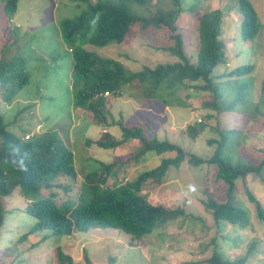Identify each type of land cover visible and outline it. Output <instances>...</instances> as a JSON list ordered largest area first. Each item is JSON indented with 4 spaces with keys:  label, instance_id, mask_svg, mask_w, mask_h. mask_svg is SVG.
Instances as JSON below:
<instances>
[{
    "label": "trees",
    "instance_id": "16d2710c",
    "mask_svg": "<svg viewBox=\"0 0 264 264\" xmlns=\"http://www.w3.org/2000/svg\"><path fill=\"white\" fill-rule=\"evenodd\" d=\"M0 1V17L10 20L15 13L17 0ZM77 1L84 4L85 8L74 18L59 22L60 36L71 57L70 78L74 80L68 87V95L75 108L90 114L92 124H101L103 129L116 125L121 134L120 139H115L104 131L95 141L85 140L84 146L93 144L98 148L113 150L128 140H134L137 146L132 148L131 156L124 161L125 166L114 172L111 186L105 185L108 179L106 169L113 168L114 163H110L102 173H86L82 184L85 192H79L78 202L69 207L64 203L57 204L50 191L53 187L62 190L66 186L59 182V176L75 177L73 155L64 146L63 139L51 130L36 136H28V133L16 135L11 128L13 120L22 110L15 112L10 123H3L0 119V199L5 198L13 189H18L24 197L22 211L31 218L26 235L49 230L51 235L69 237L75 230L86 232L89 228L115 229L128 236V246L140 244L147 235L149 237V234L157 232L177 217H188L182 206H178L175 211L155 206L141 194V187L145 183H164L169 172L173 170L177 173L181 164L204 171V177L212 169L214 180L222 182L225 195L223 202H216L210 196L200 199V204L210 215L217 232L227 227L237 228L236 225L248 224L246 211L234 199L238 183L248 201L253 204L257 219L262 222V205L245 183L247 178L264 183V142H261L260 147L252 146L253 142L258 141L245 133L244 120H261L264 131V74L258 84L256 99L253 96V81L248 80L254 71L253 65L235 67L220 76L226 77L224 80L212 77L211 73L217 65L227 63L225 43L218 39L221 11L207 9L199 12L204 0H199L187 10L182 8L183 0H167L173 10L170 14L171 23L167 24L160 17H152L151 13L143 17L131 11L133 6L142 7L146 0ZM236 9L239 38L245 41L257 36L264 26L259 22L250 1L237 0ZM184 12H195L197 15L188 25L196 34V52L192 62L182 51V35L176 32L180 28L179 16ZM135 26L138 30L168 32L164 40L170 45L164 47V50L176 58L175 62L156 64L151 68L143 66L138 72H129L111 59L100 60L82 49L84 46L103 48L110 44H120L127 32ZM15 61L11 59L4 62L0 57V100L7 106L30 77L24 61L18 64ZM131 83L138 85L142 98L139 104H146L147 107L157 102L166 108H187V101L192 97L197 98L198 109L204 114L200 115L201 120L187 124L181 132L191 141L209 132L206 145L213 147L212 154L200 157L165 138L159 139L154 128L147 123L127 126L118 119L109 120L103 94H118L126 85L127 89H133ZM16 145H21L29 153L27 172H20L3 163L11 147ZM247 150L259 153L260 158L256 163L249 160L251 153ZM147 157L157 158V164L126 181L123 176H126L129 164L143 161ZM118 172L122 175L119 181ZM81 199L86 201L82 202ZM198 221L201 222V219ZM197 238L201 237L192 239ZM40 240L28 249L30 254ZM223 240L225 237L218 234L209 243L198 245L201 252L212 247L211 252L207 257L186 264L248 262L247 258L229 261L219 248V242ZM56 249L58 264H73L70 257ZM86 256L83 252L84 261L87 260Z\"/></svg>",
    "mask_w": 264,
    "mask_h": 264
},
{
    "label": "rangeland",
    "instance_id": "374dc122",
    "mask_svg": "<svg viewBox=\"0 0 264 264\" xmlns=\"http://www.w3.org/2000/svg\"><path fill=\"white\" fill-rule=\"evenodd\" d=\"M198 1L183 0L182 8L187 10ZM249 1L264 26V0ZM236 4L237 0H204L203 6L199 8V12L207 9L221 11L218 39L225 43L227 63L217 65L211 75L216 78L237 66L253 65L254 71L248 80L253 81V96L256 99L258 84L264 74V28L254 38L241 40ZM84 8L85 5L77 0H17L12 18L7 20L6 17H0L2 61L15 59V64L24 61L30 75L29 81L9 106L0 100V119L3 123H10L15 112L22 110L13 120L11 128L16 135L28 133V136H36L51 130L63 139L64 146L73 155L75 177L59 176V182L66 186L62 190L53 187L50 191L57 204L64 203L69 207L78 202L79 192H85L82 184L86 173H102L110 163H114L113 168L106 169L108 179L105 185L111 186L114 172L125 166L124 161L131 156L132 148L137 146L134 140H128L113 150L98 148L93 144L84 146L85 140L95 141L104 131L115 139L121 138L118 126L111 125L103 129L101 124H92L90 114L75 108L68 95V87L74 80L70 78L71 57L60 36L59 22L74 18ZM131 11L143 17L151 13L152 17H160L169 24L173 10L167 0H146L142 7L133 6ZM196 16L195 12L180 14V28L176 31L183 37L182 51L190 62L195 59L196 34L188 25ZM167 34L166 31L154 29L138 30L135 26L127 32L120 44H110L103 48L84 46L82 49L100 60L111 59L117 62L125 71L138 72L143 66L151 68L156 64L175 62L176 58L164 50V47L170 45L164 40ZM224 79L226 77L220 80ZM130 85L135 88L127 89L126 85L118 94L109 93L105 96L109 120L118 119L127 126L147 123L154 128L159 139L165 138L200 157L212 154L213 147L206 145L209 132L202 133L194 141L181 132L187 124L201 120L200 115L204 114L198 109L197 98L189 99L187 108H166L157 102L147 107L146 104H139L142 98L138 85ZM1 89L0 86V95ZM24 107L29 109L24 110ZM244 123L245 133L258 141L253 142L252 146L260 147L261 142H264L263 122H249L245 119ZM250 153L249 160L256 163L260 158L259 153ZM157 162V158L147 157L143 161L131 163L123 177L130 181L139 173L154 167ZM207 172L208 175L204 177V171L181 164L177 173L173 170L169 172L164 183L147 182L141 187V194L150 204L168 207L173 211L182 206L188 217H177L135 246H128V236L115 229L89 228L86 232L75 230L69 237L51 235L49 230L26 235L31 218L22 211L24 197L18 189H13L5 198L0 199V264H58L56 248L70 257L73 264H186L207 257L212 247L201 252L198 245L209 243L218 234L225 237V240L219 242V248L229 261L247 258L246 264H264V219L262 222L257 219L253 204L248 201L238 183L234 199L246 211L248 224L236 225L237 228L227 227L217 232L210 215L200 204V199L210 196L220 203L225 200V195L222 182L218 183L213 178V170ZM121 178L118 172L117 180ZM189 184L196 186V192L187 191ZM245 184L264 210V183L247 178ZM198 236L201 238L192 239ZM38 240L40 242L30 254L28 249ZM83 252L87 255L86 261L82 258Z\"/></svg>",
    "mask_w": 264,
    "mask_h": 264
},
{
    "label": "clouds",
    "instance_id": "9594fccd",
    "mask_svg": "<svg viewBox=\"0 0 264 264\" xmlns=\"http://www.w3.org/2000/svg\"><path fill=\"white\" fill-rule=\"evenodd\" d=\"M95 23L96 20L93 21V24ZM28 160H29V153L25 151L21 145H16L11 147L10 152L3 159V163L20 172H27ZM187 191L190 193L196 192V186L194 184H189L187 187Z\"/></svg>",
    "mask_w": 264,
    "mask_h": 264
},
{
    "label": "built area",
    "instance_id": "2783aa9c",
    "mask_svg": "<svg viewBox=\"0 0 264 264\" xmlns=\"http://www.w3.org/2000/svg\"><path fill=\"white\" fill-rule=\"evenodd\" d=\"M108 95L106 92L104 93V96Z\"/></svg>",
    "mask_w": 264,
    "mask_h": 264
},
{
    "label": "crops",
    "instance_id": "0c3cea01",
    "mask_svg": "<svg viewBox=\"0 0 264 264\" xmlns=\"http://www.w3.org/2000/svg\"><path fill=\"white\" fill-rule=\"evenodd\" d=\"M135 87H133V89H134Z\"/></svg>",
    "mask_w": 264,
    "mask_h": 264
}]
</instances>
